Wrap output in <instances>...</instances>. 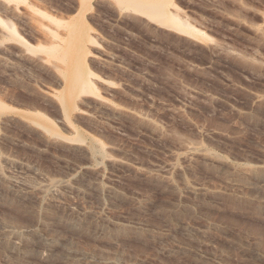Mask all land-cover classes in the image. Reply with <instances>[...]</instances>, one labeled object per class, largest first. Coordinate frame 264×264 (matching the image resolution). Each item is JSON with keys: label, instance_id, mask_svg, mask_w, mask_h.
<instances>
[{"label": "rangeland", "instance_id": "rangeland-1", "mask_svg": "<svg viewBox=\"0 0 264 264\" xmlns=\"http://www.w3.org/2000/svg\"><path fill=\"white\" fill-rule=\"evenodd\" d=\"M162 1L0 0V264H264V0Z\"/></svg>", "mask_w": 264, "mask_h": 264}, {"label": "bare ground", "instance_id": "bare-ground-1", "mask_svg": "<svg viewBox=\"0 0 264 264\" xmlns=\"http://www.w3.org/2000/svg\"><path fill=\"white\" fill-rule=\"evenodd\" d=\"M121 1H125L130 5L132 4L134 6H138L141 12L148 14L152 19H156L167 26H171L177 29H182L185 32L192 35L201 34V31L195 29L191 25L180 20L176 14L167 11L164 2L162 0H150V1L121 0ZM78 69L74 71V75L72 77L74 79L73 81L79 83L78 85L81 91L93 92L94 91L93 87L95 86L91 85L92 82L90 83V78L88 73L86 77L82 76Z\"/></svg>", "mask_w": 264, "mask_h": 264}]
</instances>
